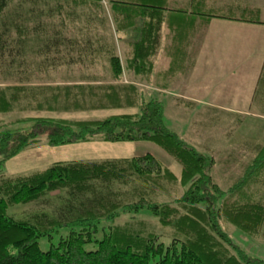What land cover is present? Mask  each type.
Masks as SVG:
<instances>
[{"label":"trees","instance_id":"16d2710c","mask_svg":"<svg viewBox=\"0 0 264 264\" xmlns=\"http://www.w3.org/2000/svg\"><path fill=\"white\" fill-rule=\"evenodd\" d=\"M108 3L114 34L126 35L121 43L125 69L148 78L165 33L179 37L185 24L166 23L170 16H180L165 6L166 0ZM24 5L26 15L45 19L42 27L22 19L17 11ZM17 13V22L9 20ZM109 21L101 0H0V76L12 79V85L0 87V115L137 109L101 120L29 116L0 123V264H264L243 256L220 224L224 218L248 232L264 222L258 204L229 201L244 197V187L264 168V147L241 183L220 191L209 175L211 160L166 127L160 102L138 99L137 90L121 86H109L98 97L84 82H72L75 74L82 80L96 76L90 68L98 63L100 70L120 78L122 65ZM246 22L259 24L257 19ZM56 23L61 29H78L69 35L50 30ZM32 42L37 61L25 56L24 48ZM55 77L59 84L71 82L59 86ZM40 141L51 148L93 141L155 144L181 166L178 182L184 191L169 203L156 200L177 179L151 154L57 162L30 174L4 175L8 160ZM26 207L31 210L21 211ZM140 214L154 217L170 235L145 233ZM122 215L129 220L117 224ZM41 238L50 243L45 252L39 248Z\"/></svg>","mask_w":264,"mask_h":264},{"label":"rangeland","instance_id":"374dc122","mask_svg":"<svg viewBox=\"0 0 264 264\" xmlns=\"http://www.w3.org/2000/svg\"><path fill=\"white\" fill-rule=\"evenodd\" d=\"M108 1L101 0V5L110 20L113 43L116 45L117 56L122 65V74L119 79L115 80L107 69L100 70L98 63L90 68V74L96 76L89 77L90 80H82L79 79L82 76L79 73L73 75L72 82H75L74 84L84 82L82 84L92 88L98 97L107 92L109 86H121L137 90L138 99L141 97L145 101L153 99L160 102L164 110L166 127L178 135L184 143L211 160L209 175L212 183L224 192L241 183L247 167L252 164L256 155L264 147V0H166L165 6L171 10H177V14L180 15L170 16L166 23H174L176 26L184 23L183 29L186 30L180 33V38L173 37V33L166 32L165 39L176 40L178 38L180 40L184 36V41L198 46L196 52L198 61L194 65V70L191 71L193 62L189 58L183 72L184 75L188 78L199 74L211 81V77L216 76L220 70L218 77L221 79L216 81L218 86L209 92L202 89L183 91L177 87L182 84L179 80L171 83L170 89L165 88V83L173 76L167 75L168 59L164 58V53L152 59L148 78L129 73L125 69L126 51L121 46L126 35L123 32L114 34ZM189 5L197 8L190 9ZM11 7L13 8L14 5L12 4ZM27 11L29 9L24 5L23 9L17 12L24 21L29 19V21L39 22V27L44 25L45 19L30 17L26 15ZM18 13L9 15V20L17 22L18 20L14 17ZM253 15L257 17L252 18ZM251 19H257L259 24H247L246 21ZM77 29L78 27L61 29L56 23L55 27L50 30L69 35ZM103 33L107 35L106 27ZM30 45L24 48L26 58L29 61L39 60L33 42ZM167 45L168 43L165 44V48ZM206 62L219 65L215 70L216 74L210 75L209 71H206L207 68L197 71L200 64ZM223 62H226V65H223ZM203 66L207 67L205 64ZM160 69L163 71H159ZM4 76H0V87L2 88L12 85V79L3 80ZM39 76L34 75L40 79ZM175 76L179 75L175 74ZM55 80L52 81L59 86L71 82L66 80L59 84V77H55ZM190 91L194 95H186V92ZM130 94L133 96V93ZM133 98L138 105L139 100ZM136 112V108L88 109L68 113H20L15 111L9 115H0V123L13 122L17 118L29 116L101 120ZM144 154H151L155 157L161 167L170 171L177 179L169 183L165 188L167 191L161 192L156 200L169 203L180 197L184 191L178 182L181 166L158 146L147 142L107 144L93 141L51 148L44 141H40L8 160L4 165V173H6L4 175L30 174L57 162H100L106 159L138 157ZM243 195L244 197L232 196L229 201L253 202L264 209V168L256 173L248 187H244ZM30 210V207L21 209L25 212ZM15 215H17L16 211ZM129 217V215H122L115 221L117 224H123L129 220ZM138 219L144 224L142 227L147 230L145 233L155 232L163 235L164 238L170 235L171 231L158 226L154 217L140 214ZM222 219H220V224L223 231L227 233L239 252L246 258L264 263V222L253 231L243 232L240 228ZM57 239L58 235H55L52 243L56 244ZM162 240L169 243L166 239ZM38 243L43 252L50 247V243L45 238L39 239Z\"/></svg>","mask_w":264,"mask_h":264},{"label":"crops","instance_id":"0c3cea01","mask_svg":"<svg viewBox=\"0 0 264 264\" xmlns=\"http://www.w3.org/2000/svg\"><path fill=\"white\" fill-rule=\"evenodd\" d=\"M185 30L186 29L180 28L179 32L184 33ZM180 37L181 36H179L178 38ZM178 38L176 40L163 39L161 41V45L157 53L158 56H160L161 53H164V58L168 59L167 70H166L167 75L173 76L165 83L164 87L170 89L171 83L173 84L174 82L179 80V82H181L182 84H179L177 87L181 88V90L183 91H186L187 89L188 90L202 89L203 91L208 90L209 92V90H211L212 88H216L218 86L216 81H219V79H221L220 77H218L220 74V70L217 72L216 76L211 77L210 79L211 81L206 80L203 76H200L199 74L189 76L188 78L187 76L184 75L183 72L189 58L193 62V67L191 71L194 70V65L198 61L196 54L198 46L197 45L194 46V44L191 45L190 43L184 41V36L180 40ZM166 43H168V45L165 48ZM204 64L207 67L203 66ZM204 64L201 63L197 71H200L201 69L205 70L207 68L206 71H209L210 75L216 74L215 70L219 65L212 64V62L211 64L208 62ZM223 65H226V62H223ZM159 71H163V70L160 69ZM175 74H178L179 76H175ZM173 89L175 88L173 87ZM183 91L181 92L184 93ZM210 94H212L211 91ZM186 95H194V94L191 93L190 91V92H186ZM208 97H212V96H208Z\"/></svg>","mask_w":264,"mask_h":264}]
</instances>
